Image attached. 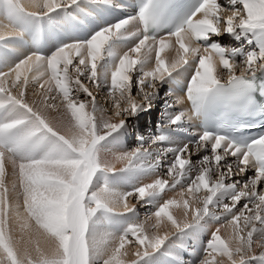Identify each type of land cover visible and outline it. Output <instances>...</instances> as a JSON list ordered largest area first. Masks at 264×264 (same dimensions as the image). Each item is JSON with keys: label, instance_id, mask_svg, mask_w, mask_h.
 <instances>
[{"label": "snow or ice", "instance_id": "1", "mask_svg": "<svg viewBox=\"0 0 264 264\" xmlns=\"http://www.w3.org/2000/svg\"><path fill=\"white\" fill-rule=\"evenodd\" d=\"M77 2L78 0H27L26 11L31 15L44 16L62 6H71ZM231 3L233 5L239 3L246 14L242 13L240 7H230V14L226 17L225 32L233 33L242 29L259 30L264 33V0H231ZM220 9L221 5L217 3V0H201L199 6L183 25L168 33V38L175 37L184 53L179 60L171 64L170 69L160 55L165 50L167 39L163 36L152 37L148 34L149 25L155 19V12L145 5L138 17H128L103 27L86 41L65 44L50 57L34 52L16 63L15 67L0 71V111L11 110L8 113L9 118L0 121V264H89L90 247H94V241L90 240L88 234L89 222L98 209L117 211V208L122 205L123 212L129 211L134 206L129 207L126 203L128 196L137 195L140 200H143L154 192L164 193L166 191L169 181L157 179L123 196L110 191L107 187L89 192L92 179L101 167L109 171L116 170L111 163L101 164L97 158L96 148L104 135L121 128L125 120H120L119 123H110L106 119L98 120L94 115L97 110L96 97L81 83L80 77L87 72L88 79L98 81L96 69L99 60L104 57L106 47L122 33L137 35L141 29L138 28L136 32H131L129 25L138 21L143 26V34L135 47L130 49L136 55L131 56L125 53L120 56L110 74V87L113 94L115 90H119V97L115 101L117 109L120 108V101L128 103L129 107L122 111L129 115L135 114L141 108V104L135 102L131 96L132 84L129 73L153 51L156 52V67L150 71H144L143 76L139 78L138 84L141 91L147 78H152L149 83L154 88L156 79L163 80L165 74L170 75L175 69L194 61L196 71L187 96L195 105L197 101L206 98L212 89L221 84L215 75L212 62L214 55L218 56L219 62L229 70L227 81L232 85L240 84L245 81L246 76H255L257 71L264 69V43L260 45L258 51L253 50L247 54L244 69L240 75H236L234 64L230 62L231 57L226 55L227 52L233 50L217 42L205 43L210 40V34L220 32L219 25L223 19L218 15ZM197 14H202L203 18L197 19ZM0 27H3L6 33L0 34V41L20 34L11 23L0 25ZM193 39L205 45L202 49L203 54L197 56V53L201 52L198 47L190 49ZM142 49H145L143 55H141ZM190 51L191 59L188 58ZM75 57H79V62L73 66ZM69 66L74 67V72H69ZM33 70L39 72L41 77L48 76L45 81L48 88L42 101L44 106L52 109L63 108L62 115L56 124L49 121L39 109H34L25 102L23 92L18 95L12 94V88H27L30 80L26 73ZM13 74H15L14 78ZM52 81H55L57 95L62 96L60 106L50 102L56 99V96L50 95L53 91ZM71 85L91 97V112L85 110V102H77L71 98ZM97 86L99 87V84ZM41 87L43 88L44 85ZM151 95L145 94L144 99L150 101ZM174 103H183V100L178 98ZM17 111L19 114H14ZM117 115H120L119 111ZM185 115L181 112L175 115L170 122L177 123ZM98 121H102L103 128L107 130L104 135L98 133ZM61 128H64L63 132ZM42 133H49L58 138L60 141L58 150L39 159L32 158L15 164L13 153L17 150V146L23 145ZM164 139L165 137L161 135L153 143ZM190 143H194L197 151L201 147L210 145L212 153L211 156L203 157L199 175L191 180L187 189L189 193L201 189L207 190V195L203 199V207L195 209L194 223H198L209 214V206H214L215 201L217 203L214 208L222 207V212L217 214L215 210H212L211 213L217 220L231 216L228 223L232 228V234L227 239L220 236L219 228L212 233L205 247L207 255L200 260L199 264H214L216 254L226 256L231 264H246L249 259H264V251H261L259 257L253 253L254 245L264 249V191H256L257 184L264 180V136L241 146L229 141L223 135L204 131L198 141ZM188 147V144H184L182 148L175 149L174 153L178 155L175 161L168 165L167 174L172 177L171 188H175L184 179L191 167L190 161L182 157V154L188 151ZM221 149L222 155L218 153ZM149 153L147 149L137 148L118 156L116 160L125 161V167H128ZM229 157H234V161L227 162L226 158ZM159 158L157 157L158 160ZM222 161L225 162L223 168L221 167ZM14 164L16 180L10 188L6 180L8 175L6 165L13 167ZM249 169H254L256 175L249 178L242 186L239 180L225 183L226 178L242 175ZM210 173H217V178L211 183ZM17 188L19 189L17 201L22 198L26 213L24 216L20 213L21 204L17 202L13 205L10 200L11 193ZM223 196H227L231 203L219 202L217 198ZM242 199L247 201L243 205L248 212L247 215L244 210L234 212L236 205ZM176 203L175 200H168L159 206L155 216L166 215L178 231L189 227L190 224L178 223L169 211L170 207ZM249 204L253 207L249 208ZM183 206L187 209L189 202L184 201ZM17 219L22 221V229L28 226L29 221L34 220L38 238L34 239L32 234H26L17 240L13 235L12 227L13 221ZM241 221L244 223V228L240 226ZM245 229H248L246 233ZM171 234L155 235L150 238L143 234L140 225H133L128 234L119 238V247L108 251L103 264H126L121 259V249L128 242L129 235L134 236L138 243L144 246L143 251L137 249V259L129 262V264H139L143 257L160 249ZM40 237H42L43 244H41ZM209 256L212 257L211 260Z\"/></svg>", "mask_w": 264, "mask_h": 264}, {"label": "rangeland", "instance_id": "2", "mask_svg": "<svg viewBox=\"0 0 264 264\" xmlns=\"http://www.w3.org/2000/svg\"><path fill=\"white\" fill-rule=\"evenodd\" d=\"M7 1H10L12 3L15 2V0H7ZM84 1H86V0H84ZM81 2H83V0H81L78 3H81ZM0 3H1V0H0ZM78 3L74 4V6H73L74 9ZM230 3H231V1H230ZM1 5H2V3H1ZM67 7L68 6H62L61 8H58L55 11V13H53L52 17H48V16H40V17L48 19V20L56 21V23H57L58 20H62V18H63L60 16L61 14H63V13L67 14L68 13V9H64ZM230 7H240L242 13L246 14V12H244L242 6H240L238 3L235 5L232 4L229 6H224L223 8L220 9L221 11L218 12V15L223 17V19L221 20L220 25H219V27L222 29V31L220 30V33L218 34V36L219 35L221 36L220 39L222 41H224L225 43H227L228 41H233L232 43L229 42L230 43L229 45L233 44L236 47L244 48V55L242 58L238 59V61H233L230 58V62H232L235 66L234 67V71L236 72L235 74H237V72L240 71V73H241V71L244 69V67H245L244 61L246 60L247 54L253 50L258 51L260 45L262 43H264V33L260 32L259 30H244L247 34L253 33L246 40V43L249 42L248 43L249 45L244 43V42L239 43L238 42L239 38L235 37V36L232 37V35H233V33H238V35L240 36V34L243 33V32H241L242 29H238L236 32H233L232 35H231V33L224 31V29L226 28V17L228 14H230V11H229ZM61 9H64V10L59 11ZM72 13L73 12H71V13L69 12L68 15H70ZM49 14H52V13H49ZM49 14H47V15H49ZM57 17L60 19H57ZM41 20L43 21V19H41ZM57 29H58V27H57ZM122 40H124L123 37H121L119 35L118 39L116 41H113L112 43L117 42L119 44L121 43V45H122L123 43H125ZM0 43L5 44L3 42H0ZM131 44H133V43H130L128 45L129 47L126 46V48H124V52L128 53L131 56H135L136 54L130 51V49L134 48L135 45L130 46ZM1 49L7 50L8 48L1 47ZM143 53L144 52L142 50L141 55H143ZM105 55L107 56V58L105 57ZM105 55H104L103 59L99 60V62H98V66H97L98 69L96 70L98 81L94 82V81L88 79V73L87 72H85V74L80 77V80H81V83L85 87H87L88 90L90 92H92V94L96 97L97 110L94 113V115L97 117L98 120H100V119L108 120L109 119L108 121H111L110 123H113V122L119 123L120 120H125V123L118 130L112 131V132H110V134L104 135V133L107 132V130L103 128V122L98 121V125H99L98 133L100 135H104V138L102 140H100V142L98 143L97 148H96V149H98V151L96 150L98 160H99V157L101 159L102 156H105V159L107 160V162L113 164L112 161L114 160L113 162L116 163L117 166L115 164H113L116 170L112 171V172L101 167V169L98 170L99 172L97 171V173H95L89 189L92 192L97 191L100 189V187L102 185V180L103 181L108 180L109 183H112L120 191H121V189L122 190L124 189V191H125L124 195H126L128 193H132L137 188H133V186H131V184L128 185L129 183L125 182L124 179L126 177H122V176L123 175L125 176L126 174H128V175L133 174L131 176L127 175V177H129V179L132 178L131 180L136 181L138 184H149V183H153L157 179H165V180L169 181V187L166 189V191L164 193L157 191V192H154L153 194H151L150 196L146 197L143 200H140L137 195L128 196L126 198V200H129L130 202L133 203L130 207H132V206H134V207L131 210L125 211V212L117 213V211H116V214L114 215L115 219H113V220L107 219L106 216H108V215H105V214H108L105 212H107V211L109 212V210L104 209V208L98 209L97 212L92 216V218L89 222V233H88L89 238H90L92 229H95L96 223L99 222L98 230L100 233H103L104 231L107 232V230L109 228H113V229L115 228L116 229V227H117V224H115L116 219L119 220L118 224H120L121 226L126 225L125 226V232H124L123 236H125L126 234L129 233V229L133 225H140L142 227L143 234L150 236V238H151L152 236H155V231H156L154 213L158 210L160 205H163L168 200H175V201H177V203L172 205L170 207L169 211L172 212V214L174 215V217L178 223H181V224L188 223V224H190L189 227L183 228V229L177 231L175 226H172L173 228L170 227L169 229L162 231V233L158 234V235L163 236L164 233H166V232L172 233L170 235V237H168V239L164 243V246L168 247L170 252L165 254L164 256H162V251L165 248L162 245V247L160 249H158L154 252H151L148 256L143 257L139 261V264H148L146 262V260H149L151 258H152L151 261H157L158 264H199L200 260L203 259L204 256L207 255V253L205 252V249H204L203 253H201L200 251H199V253H196L194 255L195 256L194 258H193V256L190 255L189 251H191L193 249L194 243H193V240L191 239L189 233L187 232V230H191L193 232H194V230L196 232L201 231V233L203 235V240H210L212 233L215 232V230L217 228L220 229L219 234L224 239H227L228 236H230L232 234V228L228 223V221L231 220V216H228L227 219H223V217H221V220H217L216 217L211 213L212 210H215V212L217 214H220L222 212V207H215L214 208V206L217 203L215 201H214V206H212V205L209 206V209H210L209 214L206 217H204L202 220H200L198 223H194V221H195V208L196 207L197 208L203 207V199L207 195V190L201 189V190L196 191L194 193H188L187 187H189L191 180L195 179V177L199 175V170H200V166H201V162L203 160V157L206 155H208V156L212 155L211 150L209 148H207L208 145L204 146L202 151H197L196 148L193 149L192 147L188 148V151L183 153L182 157L184 159L190 161L191 167L188 170V173L184 177V179H182L181 182L179 184H177L175 188H171L170 185L172 184V177H170L167 174L168 165L173 163L175 161L176 155H178L177 153H174L175 149L182 148L183 147L182 142H184L188 139H185L182 136L175 134L173 132V130H174L173 127L170 126L169 119L172 120L175 115H178L181 112L184 113V111H183V109H181L180 106H179L180 109L179 108H170L169 106H167L168 104H170V100L168 98H165V97H169L167 95H170V93L165 95V97H164V93L166 90L165 89L166 88V80L168 79V77L164 78L163 80L156 79L154 81V84H155L154 88L149 83V81L152 78L151 77L147 78L145 81V85L143 87V90L141 91L139 84H138V80L144 74L142 67H143V63L145 60L141 64L137 65L135 67V69L130 71L129 75L131 76V84H132L131 96L133 97L135 102H137L138 104H141V108L135 114L129 115V114L124 113L122 111L124 108L129 107V105L126 101H120V108L119 109H117V107H116L115 101L119 97V90L118 89L115 90V94H113V90L111 88L107 89L106 87H108V86H105L106 83H111L110 77L108 78V76H107V74L109 72L104 73V70H102L104 68L105 71H108V69H106V68H108V64H107V63H109V56L108 55H110V54H108L107 47L105 50ZM78 62H79V57H75L73 59V66L78 64ZM193 63H194V61H191V63H187V64L183 65L181 70L184 69L185 67H187L188 65L193 64ZM258 63H259V61H258ZM105 64L107 65V67H104ZM73 66H69V72L70 73L74 72ZM81 67H83V66H81ZM179 68H177L178 69L177 71H174L176 74L180 71ZM105 74H106V76H105ZM217 74H218L219 78H221L224 76H229L230 73H229V70L225 69L224 66L221 65L220 69H218ZM31 78L32 79L29 78L30 83L26 89L12 88L11 89L12 94L18 95L20 92H23L25 102H27L31 106H33L34 109H39L43 113V115H45V113H47L49 121H52L53 123L56 122V120H58L56 114L60 113L62 115L63 108L58 107L57 109H54V111L58 110V112H59V113H57V112L54 113L55 114L54 115L52 110H51L52 108L49 109V108L45 107L44 104L42 103V101L44 99V94H45L46 89L48 88V85L45 83L44 78L42 79V77H40V76H37V79H36V76L31 77ZM39 81H41V82H39ZM42 82H44V83H42ZM97 84H99V87L97 86ZM41 85H44V87L42 88ZM8 86L10 87V85H8ZM52 86H53V91L50 95L56 96V99L54 101H50V102H54L58 106H60L61 101H62V96L57 95V89L55 86V81H52ZM71 87H72V92L70 94L71 98L76 100L77 102H80V101L85 102V104H86L85 110L88 112H91V109H92V105L90 103L91 97H88L87 94L84 93L82 90L76 89L74 85H71ZM108 90L111 92H109ZM145 94H152L150 97V101L144 99ZM174 94L175 93H173V96H174ZM149 104H150V106H148ZM177 105H179V104L177 103ZM50 110L52 112V116H50V114H51ZM180 110H181V112H180ZM118 111L120 112V115H117ZM177 111H179V113ZM1 112H0V117L2 118V116L5 115V110H3ZM17 114H19V112ZM47 114H46V117H47ZM160 114L162 115V119H164V120H162L163 129L164 130L167 129V132H165L166 138L168 137V138L172 139V141L171 142L168 141L165 143L162 141H159L158 143L154 144L153 141L156 139V138H154L156 136L155 133L152 134L153 139L150 138L151 136H148L149 138L147 139V142L142 141V140H144L145 136L147 137L146 131H147L149 125L152 124L154 121H156V119L160 116ZM61 115H59V117ZM50 117H53V118L50 119ZM187 118L188 117H186V119ZM112 119H113V121H112ZM53 120H55V121H53ZM186 124H187V122H186ZM61 130L63 132L64 128H61ZM103 130H105V131H103ZM159 134L160 133L157 134L159 137L161 135L164 136L163 132H161L160 135ZM50 136H51V138H53L52 134ZM46 137H47V135H46ZM44 139H46V138H44ZM53 139H56V138H53ZM46 141H49V140L46 139ZM46 141H44V142H46ZM57 141H59V140H57ZM120 148L121 149L123 148L124 150H120ZM137 148L147 149L148 151H150V153L146 157H142L141 159L134 161L133 164L131 166H128V167H125V164H126L125 161H122V163H121V161L116 160V158L118 156H120V154L122 155L124 153L132 152ZM115 149H116V151H115ZM169 149H171V151H169ZM218 153L221 155L223 154V152H221L220 150H218ZM108 155H109V157H108ZM116 155H117V157H116ZM157 157H160L159 160L157 159ZM103 160H104V157L102 158V161ZM106 160H104L105 162L104 161L103 162L106 163ZM226 161L227 162H233L231 157L226 158ZM100 162H101V160H100ZM103 162H101L102 165L104 164ZM224 165H225V162L222 161L221 167L223 168ZM186 168H188L187 165H186ZM11 171H10V173H11ZM234 171H235V168H234ZM10 173L8 171V175ZM148 173L151 174L152 178L150 175H149L150 177L149 176L148 177L143 176V175H148ZM8 175L6 176V180L8 182V186L11 188V185L15 182V181H13V179L16 180V177L14 178V176H11V175L8 176ZM173 175H175V173ZM210 177H211V180H210V183H211L212 181H215V179L217 178V173H210ZM10 178H11V180H10ZM143 178H144V180H143ZM145 178L146 179L149 178V180L151 178V182L147 181L148 179L145 180ZM249 178H251L249 175H247V176L236 175V176H233L231 178H226L225 183H230L233 180H239L240 186H242L243 183L246 182ZM112 180H114V181H112ZM113 182L117 185H115ZM100 183H101V185H100V187H98ZM93 184H94V186L95 185L96 186L94 187ZM138 186L140 187V185H138ZM90 190H89V192L91 193ZM256 191L257 192L264 191V183L262 184L260 181V183L257 184V186H256ZM176 192L177 193L179 192L178 193L179 195ZM18 193H19V189L17 188L10 195V200L13 199V201H12L13 204L16 201L15 199H17L15 197L16 196L18 197ZM172 195L174 197H171ZM217 199L221 203H223V202L229 203V204L231 203V201L228 200L227 196H223L222 198L218 197ZM149 201H153V202L157 201L156 203H158V204L156 205V207H154ZM184 201L189 202V207L187 209H185V207L183 206ZM192 203H193V205H192ZM245 203H247V201L245 199H242L236 205L234 212L244 210L245 214L247 215L248 214L247 210L243 208V205ZM252 207H253V205L249 204V208H252ZM189 208L190 209L193 208V209L189 210ZM153 209H155V210L153 211ZM177 212H178V214H177ZM185 212L188 213V216H185V215H187V213H185ZM104 215H105V217H104ZM182 215H184V216H182ZM189 215L190 216L192 215V217H190ZM106 226H107V228H105ZM240 226H241V228H244L243 221L240 222ZM257 226H259V225H257ZM206 227H208L209 229L207 230ZM185 229H187V230H185ZM247 230L248 229H245V233ZM227 234H229V235H227ZM127 241H128L127 244L131 245L130 246L131 252H133L134 254L136 253L137 249H134L132 247L139 246L138 249L143 251L144 246L140 245L134 236L129 235L127 237ZM261 251H264V249H262L260 247H256L255 245L253 246V253L257 257L260 256ZM159 253L161 254L160 255L161 257L159 256ZM89 254H90V252H89ZM249 255H252V253H249ZM90 256H91V254H90ZM90 256H89V264H103L102 259H97V258L91 259ZM164 258H165V261H164ZM135 259H137V257H135ZM211 259H212V257L210 256V260ZM214 264H223L220 255L215 256ZM246 264H264V259H259V258L249 259L248 261H246Z\"/></svg>", "mask_w": 264, "mask_h": 264}, {"label": "bare ground", "instance_id": "3", "mask_svg": "<svg viewBox=\"0 0 264 264\" xmlns=\"http://www.w3.org/2000/svg\"><path fill=\"white\" fill-rule=\"evenodd\" d=\"M89 1H92V0H86V1H84L83 0V2H89ZM231 1V0H230ZM83 2H81V3H78L76 6H75V12H73L72 14H70V15H74V16H76L78 13H79V11H80V9H81V7H82V4H83ZM1 3H2V5H1ZM1 3H0V25H4V24H9V23H11L12 25H13V27L18 31L20 28L22 29V27H21V24L26 20V18H35V20H37V21H39L40 20V18L41 19H43V21H47V22H49V20L48 19H45V18H42V17H40V16H35V15H31V14H29L27 11H26V3H27V0H15V2L14 3H12V2H10V1H7V0H1ZM239 4V3H238ZM22 6H25V7H22ZM29 10H35V9H29ZM71 13V12H70ZM58 14V13H57ZM56 14V15H57ZM45 16V15H44ZM61 17H63L62 18V20H58L57 21V24L60 26V27H62V26H66V22H67V16H68V13L66 14V13H63V14H61L60 15ZM200 18H203V16L202 17H200ZM57 19H60V18H58L57 17ZM42 21V20H41ZM59 26H57L58 28H60ZM20 29V30H21ZM19 30V31H20ZM18 31V32H19ZM129 31H130V26H129ZM133 31H135L136 32V30H133ZM220 33V32H219ZM0 34H6L5 33V30L3 29V27H0ZM120 36L121 37H123V39L124 40H122V41H124L125 43H123L122 45H121V43L119 44V43H117V42H114V43H110L108 46H107V50H108V54H110V55H108L109 56V63H107L108 64V68H106V69H108V71H105V69L103 68L102 70H104V73L106 72H109L108 74H107V76H108V78L110 77V74H111V71L113 70V68L115 67V65L117 64V62H118V59H119V57L120 56H123L124 54H125V52H124V48H126V46H128L130 43H133V44H131L130 46H133V45H135L134 44V42H136L137 41V36L135 37V36H133V35H128V33H122V34H120ZM28 38H30V37H28ZM134 38V39H133ZM77 39H79V38H77ZM80 41H81V39H80ZM0 42H3V43H5V44H1L0 43V71H7L10 67H15V64L16 63H18L20 60H22V59H25L27 56H29V55H31L32 54V50L33 49H28L27 48V46H26V42L24 43V41L23 40H21V38H20V34L19 35H12V36H10L9 38H7V39H5V40H3V41H0ZM32 42H34V43H36L35 41H31V42H29V44H32ZM73 43V42H72ZM66 44H70V42H66ZM1 47H6V48H8L7 50H2L1 49ZM129 47V46H128ZM191 47H198V46H196V45H193L192 43L190 44V49H191ZM198 48H200V47H198ZM58 50V48L57 47H52L51 48V50H49V51H46V54H45V56L44 57H50L55 51H57ZM143 50V52L145 51V49H142ZM36 53H37V51H35ZM107 52V51H106ZM201 54H203V52H202V50H201V52H199V53H197V56H199V55H201ZM160 55H161V58L166 62V66L167 67H169V69L171 68V64L173 63V62H175V61H177V60H179L180 59V57L182 56V55H184V53L182 52V50L180 49V47H179V43L177 42V40L175 39V41H174V43L171 41V40H168L167 41V44H166V47H165V50L162 52V53H160ZM155 57H156V52L155 51H153L150 55H149V57L148 58H146L145 59V61H144V63H143V72L144 71H150V70H152V69H154L155 67H156V59H155ZM188 58L189 59H191V51L188 53ZM213 65H214V68H215V75L217 76V78L219 77L218 76V74H217V72H218V69H220V66L221 65H223L222 63H220L219 62V57L218 56H213ZM189 63H191V61L189 62ZM195 63V62H194ZM193 63V64H194ZM106 65V64H105ZM104 65V67H107V65L105 66ZM190 65H192V64H190ZM190 65H188L187 67H185L184 69H182L181 71H183V72H185V74L187 75L190 71H188V68H189V66ZM102 66V65H101ZM235 67V66H234ZM41 71H43V69H41ZM240 72V71H239ZM179 73V72H178ZM236 73V72H235ZM27 75H28V77L30 78V79H32L31 77H35L36 76V79H37V76H40V73L39 72H37L36 70H33V71H30V72H27L26 73ZM221 74V73H220ZM14 75L15 74H13V78H14ZM165 75H167V74H165ZM105 76H106V74H105ZM41 77V76H40ZM44 78V81H46L47 79H48V76H44V77H42V79ZM107 78V77H106ZM150 78V77H149ZM39 79V78H38ZM108 80V79H107ZM185 80V79H184ZM39 82H41V81H39ZM42 83H44V82H42ZM41 83V84H42ZM174 96H176L177 97V99L178 98H181L182 99V97H181V94H174ZM27 101V100H26ZM179 105H180V107H181V109H183V106H182V104H180L179 103ZM49 109H51V108H49ZM48 110V109H47ZM52 110V112H53V114L54 113H59L58 112V110L57 111H54V109H51ZM51 110H50V116H52V112H51ZM10 112V109H5V115L4 116H2V118L0 117V121H3V120H5V119H7V118H9V116H8V113ZM183 111H184V109H183ZM1 112V111H0ZM63 112V111H62ZM2 113V112H1ZM7 113V114H6ZM18 113V111L16 112V113H14V114H16V115H18L17 114ZM45 113V112H44ZM184 113H185V111H184ZM43 114V113H42ZM46 114L47 113H45V116H46ZM2 115V114H1ZM55 115V114H54ZM53 115V116H54ZM57 115V119H58V117H59V115H61L60 113L59 114H56ZM51 118H53V117H50V119ZM55 118V117H54ZM47 119H48V114H47ZM49 120V119H48ZM109 120V119H108ZM53 121H55V120H53ZM112 121H113V119H112ZM52 122V121H51ZM56 122H57V120H56ZM56 122H52L53 124H56ZM102 122V121H101ZM109 122H111V121H109ZM114 123V122H113ZM98 127H99V125H98ZM61 130V129H60ZM99 130V129H98ZM159 129H157V131H158ZM62 131V130H61ZM102 131V130H101ZM100 131V132H101ZM103 131H105V130H103ZM153 133H154V130H153ZM161 134V133H160ZM159 134V135H160ZM46 135H47V137H46ZM51 135V134H50ZM49 135V133H42V134H38V136L37 137H35V138H32L31 140H29L28 142H26V143H24L23 145H18L17 146V150L13 153V161L15 162V164H18V163H20V162H25V161H27V160H29V159H32V158H36V159H39V158H42V157H44L46 154H48V153H55L57 150H58V148H59V145H60V142L59 141H57L58 139H57V137L56 136H54L53 135V138H56V139H53V138H51V136ZM155 135V134H154ZM149 136H151L150 138H152L153 139V137H152V134L151 135H149ZM44 138H46L47 140H49V141H46V139H44ZM154 138H157V136H155ZM178 140V139H177ZM44 141H46V142H44ZM158 142V141H157ZM156 142V143H157ZM155 144V143H154ZM114 146V145H113ZM111 147V146H110ZM118 147V146H117ZM120 147V146H119ZM124 148V147H123ZM121 149L120 148V150H124V149ZM112 149V148H111ZM97 151H98V149H96ZM115 151H116V149H115ZM101 153V152H100ZM116 153V152H115ZM119 153V152H118ZM96 154H97V152H96ZM121 155V154H120ZM111 156V155H110ZM104 157V160H106L105 159V156H102L101 157V159H100V157H99V161L101 160V162H103L102 161V158ZM108 157H109V155H108ZM116 157H117V155H116ZM97 158H98V156H97ZM113 160V159H112ZM114 161V160H113ZM112 161V163L113 164H115L116 165V163H114ZM105 162V161H104ZM103 162V163H104ZM106 163H109V162H107V160H106ZM121 163H122V161H121ZM15 164L13 165V167H11V166H9V165H6V167H7V172L9 171V173H10V171H11V173L9 174V175H11V176H14V178H15V174H16V168H15ZM102 164V163H101ZM105 164V163H104ZM117 166V165H116ZM122 166V165H121ZM104 168V167H103ZM10 169V170H9ZM101 169V168H100ZM99 169V170H100ZM105 169V168H104ZM99 172V171H98ZM112 172V171H111ZM97 173V172H96ZM126 174V173H125ZM8 175V176H9ZM127 175L128 174H126L125 176L123 175L122 177H126L124 180H125V182H128L129 184L128 185H130L131 184V186H133V188H139V186L138 185H140V186H142V185H144V184H138L136 181H134V180H131V179H129V177H127ZM131 175H133V174H131ZM131 175H128V176H131ZM151 176V174L150 173H148V175H143L144 177H148V176ZM97 176V175H96ZM142 176V177H143ZM149 176V177H150ZM12 178V177H11ZM11 178H10V180H11ZM105 178V177H104ZM151 178H152V176H151ZM151 178H150V180H149V178H145V180H147V181H149V182H151ZM154 179V178H153ZM143 180H144V178H143ZM13 181H15L14 179H13ZM112 181H114V180H112ZM153 181V180H152ZM94 182V181H93ZM12 183V182H11ZM114 183V182H113ZM115 184V183H114ZM126 184V183H125ZM98 185V184H97ZM100 185H101V183L99 184V186L98 187H100ZM115 185H117V184H115ZM120 185V184H119ZM93 186H94V184H93ZM92 186V187H93ZM96 186V185H95ZM94 186V187H95ZM126 186V185H125ZM130 186V187H131ZM97 187V188H98ZM104 187H107L110 191H113V192H115V193H117V194H120L121 196H123L124 195V193H125V191H124V189L122 190L121 189V191L119 190V189H117L112 183H109V181L108 180H105V181H103L102 180V185H101V187H100V189H102V188H104ZM123 187V186H122ZM124 188V187H123ZM188 188V187H187ZM99 189V188H98ZM90 190V189H89ZM91 191V190H90ZM184 191V190H183ZM92 192V191H91ZM127 192V191H126ZM175 193V192H174ZM173 193V194H174ZM177 193V192H176ZM179 193V192H178ZM177 193V194H178ZM189 193V192H188ZM175 195V194H174ZM179 195V194H178ZM177 195V196H178ZM189 195V194H188ZM171 197H174L173 195L171 196ZM15 198H17V196L15 197ZM192 199V198H191ZM16 201H15V203L13 204V205H15L17 202H19L20 204H21V208H20V213H21V216H24V215H26V213H25V210H24V208H23V201H22V198H20L19 199V201H17V199H15ZM13 201V199H11V202ZM154 207H156V205L158 204V203H156L157 201H155V202H153V201H149ZM194 202V201H193ZM126 203L128 204V206L130 207L133 203L132 202H130L129 200H126ZM156 203V204H155ZM178 205V204H177ZM192 205H193V203H192ZM197 206V205H196ZM199 206V205H198ZM178 207V206H177ZM180 207V206H179ZM197 208V207H196ZM195 208V209H196ZM180 209V208H179ZM191 209H193V208H191ZM190 208H189V210H191ZM107 210H109V212L107 211V212H105V213H108V214H105V215H108V216H106L107 217V219H115V217H114V215L116 214V210H113V209H107ZM155 209H153V211H154ZM124 211V209H123V206L121 205V206H119L118 208H117V213H120V212H123ZM178 211V210H177ZM194 211V210H193ZM156 213V212H155ZM155 213H154V220H155V226H156V231H155V235H158V234H161L162 233V231H165V230H167V229H169L170 227H172V226H174L173 224H172V222L168 219V217L165 215V216H162V217H156L155 216ZM185 213H187V212H185ZM192 213V212H191ZM177 214H178V212H177ZM181 214V213H180ZM105 215H104V217H105ZM193 215V214H192ZM192 215L190 216V217H192ZM174 216V215H173ZM182 216H184V215H182ZM185 216H188V213H187V215H185ZM175 218V217H174ZM188 219V218H187ZM179 220V219H178ZM119 223V220L118 219H116V221H115V224H117V227H116V229L114 228H109L108 230H107V232L106 231H104L103 233H100L99 232V230H98V225H99V222L98 223H96V225H95V229H92V231H91V235H90V240H92V241H94V247H90V254H91V256H90V254H89V256H90V258L92 259V258H97V259H102L103 261H104V259L105 258H107L106 256H107V253H108V251L110 252L111 250H112V248H114V247H119V238L120 237H122L123 235H124V232H125V226L126 225H124V226H121L120 224H118ZM21 224H22V221L21 220H19V219H17V220H15V221H13V223H12V227H13V235H14V237L17 239V240H19L22 236H26V234H32L33 235V238L34 239H37L38 237L36 236V232H37V226H36V224H35V221L34 220H31V221H29V223H28V226L27 227H25V228H21ZM203 226V225H202ZM209 226V225H208ZM105 228H107V226L105 227ZM173 228V227H172ZM202 228V227H201ZM205 229V228H204ZM206 229L208 230L209 228L208 227H206ZM185 230H187V229H185ZM171 231V230H170ZM174 231V230H173ZM120 232V233H119ZM187 232L189 233V235H190V237H191V239L193 240V243H194V245H193V249L191 250V251H189V253H190V255L191 256H193V258L195 257L194 255L196 254V253H199V251L201 252V253H203L204 252V249H205V247L207 246V244H208V242H209V240H203V235H202V233H201V231L198 233V232H196L195 230H194V232L193 231H191V230H187ZM167 233V232H166ZM166 233H164V234H166ZM169 233V232H168ZM201 233V234H200ZM227 235H229V234H227ZM150 237V236H149ZM152 237H154V236H152ZM151 237V238H152ZM170 237V236H169ZM229 237V236H228ZM40 239V241H41V244H43V240H42V237H40L39 238ZM170 240V239H169ZM130 246L131 245H129V244H127V243H125V246H124V248L123 249H121V259H123L125 262H126V264H129V262H131L132 260H135V257H136V253L134 254L133 252H131V248H130ZM164 246V245H163ZM165 248L163 249V251H162V256H164L165 254H167V253H169L170 251H169V249H168V247H166V246H164ZM132 248H134V249H138L139 248V246H136V247H132ZM142 251V250H141ZM161 254L159 253V256H160ZM216 255H219V254H216ZM157 256V255H156ZM221 256V260H222V262H223V264H231V262L228 260V258L226 257V256H222V255H220ZM152 257V256H151ZM161 257V256H160ZM205 257V256H204ZM167 258V257H166ZM152 259V258H151ZM151 259H149V260H146V262L148 263V264H158L157 263V261H151ZM182 259V258H181ZM192 259V258H191ZM209 259H210V256H209ZM164 261H165V258H164Z\"/></svg>", "mask_w": 264, "mask_h": 264}]
</instances>
